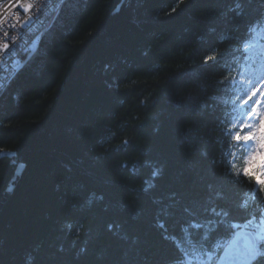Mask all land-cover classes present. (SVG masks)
<instances>
[{
    "label": "trees",
    "instance_id": "1",
    "mask_svg": "<svg viewBox=\"0 0 264 264\" xmlns=\"http://www.w3.org/2000/svg\"><path fill=\"white\" fill-rule=\"evenodd\" d=\"M79 1L68 30L40 41L43 64L25 63L37 81L0 110V153L25 164L0 213V264L214 261L257 213L221 144L231 54L264 0ZM13 172L0 156V196Z\"/></svg>",
    "mask_w": 264,
    "mask_h": 264
},
{
    "label": "rangeland",
    "instance_id": "2",
    "mask_svg": "<svg viewBox=\"0 0 264 264\" xmlns=\"http://www.w3.org/2000/svg\"><path fill=\"white\" fill-rule=\"evenodd\" d=\"M9 1H11V0H9ZM52 1L54 3L57 2V0H51V1H47V2H52ZM84 1H86V0H84ZM14 2H16V1H14ZM71 2L76 3V4H74V5L70 4V3L67 4V2H66V5L61 4V8L57 9L58 12H56V13L53 12L54 15L52 14L53 16L49 17V19H48L49 28L47 29L46 32H44L42 34L40 41L47 34L48 35L47 39H50V43H52L53 39L55 37H57V35L64 34V32L68 30L69 27L67 26V19L70 18L69 15L72 14V17L74 19L78 15L77 9L81 7L79 4V2H80L79 0H77V1L71 0ZM1 3H3V1ZM16 3L14 4V8L18 9L19 4L18 3L16 4ZM54 3H53V5H54ZM57 7H59V5H57ZM75 7H78V8H75ZM38 9L39 8H36V12H38ZM40 9H42V7H40ZM29 10H30V7L20 8V10H19L20 11L19 14L21 15L20 20L14 18L12 16V14L8 13L10 15H7L6 20H8V21L6 24H9V21L15 19V23L9 24L10 26H13V25H16L18 27H20V26L23 27V25L25 26L26 25L25 23L27 21L29 22V19H27L25 17L22 19V16L23 15L26 16L25 13L28 12ZM7 26H2L3 28L0 27V30L4 29L2 32H0V37H3L4 34L6 32H8L7 36H9V38L11 40H10L7 48L9 49V51L10 50L15 51V53L18 55L17 58L16 57L13 58L14 62L13 61L12 62H13V64H16L15 67H17L18 65H21V64L23 65V66L21 65L23 68L20 71L23 74H20V72L14 73L16 68H10L9 63L12 59L11 54H9L8 52L0 54V77H1V75H3L2 81H4V82L0 81V110H6V109L8 110L9 106H7V103L10 101L11 98H14L15 96L16 97L18 96V98H20V93H16L17 92L16 86H18L19 88L24 87L25 84L27 83V81L30 80L31 78L33 79V82L36 80L35 78H33V75H31L30 73H25L26 68H27V67H24L25 63H27L31 59V57L35 58L33 56H36V55L38 56L39 54H41L42 58L39 59V57H36V62H34V64L35 65H42L43 64V57L46 55L44 50L42 52H38L39 46H36V45H40V41L36 44V42L33 41L34 39L32 38L31 33H28V36H25V39H24L25 41H27V38L30 39L31 44L30 45L24 44L22 46H19L20 45V40H19L20 36L16 33H13L12 31H10L7 28ZM23 29L26 30L27 28L23 27ZM52 31H54V32H52ZM49 33H52V34H49ZM17 41H19V42H17ZM252 66H257V64L252 65ZM29 70H31V69H29ZM254 71H255V68L252 67V68H248L247 71L242 73L243 85L245 86L244 89H245L246 93L243 95V99H242L243 103H242V106L240 109V112H241L240 116H246L247 117L249 113H244L243 107H245L247 103L253 104L254 109H253V115L250 117V122H251V125L254 126L253 127L254 131L252 130V131L247 132V134H252V135L247 139L246 142L248 143V141H249V145H250V142L253 140V138H256V140L254 142L253 151H252L250 157H251V160H254L256 157L257 160L260 161L259 165H257V162H256V163H253L252 166L257 165L261 169L262 163L264 162V154H263L264 148H263L262 142L260 141L261 137H259V132L264 126V104H262L260 106L261 103L258 104V101L260 99H262V101L264 102V92H262L261 88L258 89V92L260 93L261 96L256 92L257 84H258L259 80H261V79L258 76L254 75ZM5 75L8 76V79L7 80L5 79L6 81L4 80ZM256 79H257V81H256ZM14 88H15V90H14ZM255 116H258V119H255L254 118ZM244 124H248V122L245 123V121L243 119L242 125H244ZM4 152H7L8 154L3 155ZM0 156L2 158L11 159V163L14 166V172H13L12 176H14L15 171L18 169V166L25 167V164L22 161L16 160V152H14L12 150L2 149ZM7 184H8V182H7ZM249 185L250 184L245 185L246 190H249L248 189ZM4 189H5V187H4ZM4 189H3V191H4ZM186 264H199V263L188 259Z\"/></svg>",
    "mask_w": 264,
    "mask_h": 264
},
{
    "label": "bare ground",
    "instance_id": "3",
    "mask_svg": "<svg viewBox=\"0 0 264 264\" xmlns=\"http://www.w3.org/2000/svg\"><path fill=\"white\" fill-rule=\"evenodd\" d=\"M3 1V3H1ZM12 1V0H11ZM11 1H9V0H0V27H2V26H7V28L10 30V31H12L13 33H16V34H18L19 36H20V45L19 46H22V45H24L25 43L27 44V42L24 40L25 39V36H26V34L29 32V29L27 28L26 30H24L23 29V27H25L24 25H23V27L22 26H20V27H18V26H16V25H13V26H10L9 24H11V23H15V19H13V20H11V21H9V24H6L7 23V21L8 20H6V18H7V15H10V14H12V16L14 17V18H16V19H21V15L19 14V12L14 8V4L17 2L19 5H21V6H23V7H30V9L33 11V12H36V8H39L38 6L39 5H42V4H44L45 2L44 1H41V0H13L12 2ZM14 1H16V2H14ZM6 2V3H5ZM66 2H67V4L68 3H70L71 4V0H60L58 3H57V5H59V7H56L55 9H54V11L53 12H58L57 11V9H59V8H61V4L62 5H66ZM16 3V4H17ZM80 4V3H79ZM80 6H81V4H80ZM254 8H256V7H254ZM14 12V13H13ZM259 8H258V10H257V13H256V15H255V19H257L258 17H259ZM8 13H10V14H8ZM53 15H54V13H53ZM53 15H50L49 17H52ZM12 17V18H13ZM238 17H240V18H242V20L244 21V26L242 27V22H241V20H239L238 21V23L240 24V27H239V29H240V31H242L243 30V28L245 27V25H246V22H248V17L247 16H245V13H243V12H241L240 14H238ZM49 22H48V20L46 21V23H44V25H43V27L42 28H40L39 29V31L37 32V34H36V36H35V38H34V41L36 42V44L40 41V39H41V37H42V34L44 33V32H46L47 31V29L49 28ZM48 25V26H47ZM3 28V27H2ZM248 28V27H247ZM246 28V29H247ZM3 30V29H2ZM228 34V33H227ZM229 36L230 37H232V38H237L239 35L238 34H234V36L232 35V34H229ZM17 42H19V41H17ZM25 44V45H26ZM36 46H39V45H36ZM35 46V47H36ZM236 46V45H235ZM1 48H4V46H0ZM11 52V50L9 51V53ZM235 54L232 52V54H231V58H230V63H231V60L233 61L234 59H235ZM21 64V63H20ZM16 65V64H15ZM22 65V64H21ZM21 65H18L17 67H15L13 64H10V67L11 68H16L15 69V72L14 73H18V72H20L21 70H22V66ZM20 74H23V73H21L20 72ZM7 80V79H6ZM0 81L2 82V80L0 79ZM223 139V141H222V144H221V146H222V148H221V154L223 153V154H226V152H227V149H228V140H227V138H225V137H223L222 138ZM24 172H25V170H24ZM24 172H23V174H24ZM23 174L20 176V178L15 182V183H17L16 184V186L14 187V188H12L11 186H10V183H11V181L14 179V177L15 176H12L11 177V179L8 181V184H6V186H5V189H4V191H2V194H1V197H0V213H1V211H2V209L5 207V205H6V203L9 201V199H10V197L15 193V190L17 189V186H18V184H19V182L21 181V179H22V176H23ZM15 175V174H14ZM7 196H9V198L7 199V201L5 200V197H7Z\"/></svg>",
    "mask_w": 264,
    "mask_h": 264
},
{
    "label": "built area",
    "instance_id": "4",
    "mask_svg": "<svg viewBox=\"0 0 264 264\" xmlns=\"http://www.w3.org/2000/svg\"><path fill=\"white\" fill-rule=\"evenodd\" d=\"M41 1H44L45 3L42 4V5H39V9H38V12H33L31 9L26 12V16H22V19L25 17L27 19H29V22L27 21L25 24V27L24 28H28L29 29V32L28 33H31L32 35V38L34 39L37 32L39 31L40 28L43 27L44 23H46V21L49 19V16L53 14V11L54 9L57 7V3L60 1V0H57L56 3H54L53 1L52 2H47V1H51V0H41ZM54 3V5H53ZM23 6L21 5H18V9L20 10V8H22ZM40 7H42V9H40ZM16 8V10L20 13V11ZM4 30V29H3ZM3 30H0V32H2ZM7 33L6 32L4 34L3 37H0V46H4V48H1L0 47V54H3V53H9V49L7 48L8 45H9V42H10V38L9 36H7ZM28 33L26 34V36H28ZM32 39V40H33ZM4 43H3V42ZM34 41V40H33ZM27 45L31 44V40L27 38ZM26 44V43H25ZM9 54L12 55V59L10 61L9 64H13V58L14 57H18V55L15 53V51H11ZM13 61V62H12ZM16 61V60H15ZM15 66V64H13ZM11 68V67H10ZM5 72V71H4ZM3 73V72H2ZM1 80H3V75H1L0 77ZM5 79H8V76L5 75L4 76V80ZM6 81V80H5ZM4 82V81H2Z\"/></svg>",
    "mask_w": 264,
    "mask_h": 264
},
{
    "label": "water",
    "instance_id": "5",
    "mask_svg": "<svg viewBox=\"0 0 264 264\" xmlns=\"http://www.w3.org/2000/svg\"><path fill=\"white\" fill-rule=\"evenodd\" d=\"M119 8L120 7H118V9L117 10H119ZM4 154H8L7 152H4L3 153V155ZM25 170V167H20V166H18V169L15 171V177H14V179L11 181V183H10V186L12 187V188H14L15 186H16V184L17 183H15L19 178H20V176L23 174V171ZM9 198V196H7V197H5V200L7 201V199ZM232 249L234 250V249H238V246H234V247H232ZM235 254V253H234ZM232 255V251L231 252H229L225 257H229V256H231ZM235 256H237L236 254H235Z\"/></svg>",
    "mask_w": 264,
    "mask_h": 264
}]
</instances>
